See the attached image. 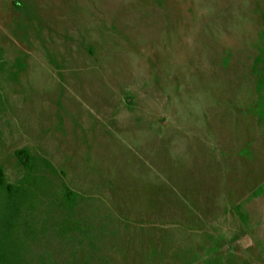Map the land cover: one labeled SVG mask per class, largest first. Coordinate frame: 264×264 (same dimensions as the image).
I'll return each instance as SVG.
<instances>
[{"label": "rangeland", "instance_id": "374dc122", "mask_svg": "<svg viewBox=\"0 0 264 264\" xmlns=\"http://www.w3.org/2000/svg\"><path fill=\"white\" fill-rule=\"evenodd\" d=\"M0 47L16 264H264V0H0Z\"/></svg>", "mask_w": 264, "mask_h": 264}, {"label": "trees", "instance_id": "16d2710c", "mask_svg": "<svg viewBox=\"0 0 264 264\" xmlns=\"http://www.w3.org/2000/svg\"><path fill=\"white\" fill-rule=\"evenodd\" d=\"M6 61L3 58V50L0 47V71L4 69ZM264 88V85L262 86ZM4 108L2 94L0 91V111ZM21 164L25 169L23 177L14 183L6 180L4 168L0 164V194L5 200V215L0 219V264H16L21 262L23 241L19 242L18 230L22 214L29 207L35 206L33 194L39 188V181L42 175L38 174L40 160L28 147L16 150ZM46 161V160H45ZM51 166L50 162H46ZM79 193L65 185L62 193L61 202L66 209H73L78 202ZM27 204V206H26ZM35 230L28 225L24 228L25 234H32Z\"/></svg>", "mask_w": 264, "mask_h": 264}]
</instances>
